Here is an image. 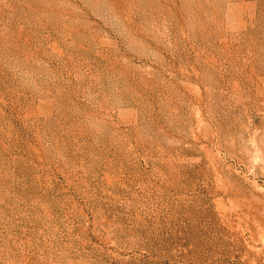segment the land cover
I'll return each instance as SVG.
<instances>
[{
	"label": "rangeland",
	"instance_id": "374dc122",
	"mask_svg": "<svg viewBox=\"0 0 264 264\" xmlns=\"http://www.w3.org/2000/svg\"><path fill=\"white\" fill-rule=\"evenodd\" d=\"M0 264H264V0H0Z\"/></svg>",
	"mask_w": 264,
	"mask_h": 264
}]
</instances>
